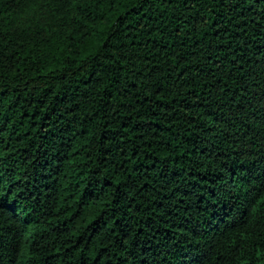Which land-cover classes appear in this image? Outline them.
<instances>
[{
    "label": "trees",
    "instance_id": "1",
    "mask_svg": "<svg viewBox=\"0 0 264 264\" xmlns=\"http://www.w3.org/2000/svg\"><path fill=\"white\" fill-rule=\"evenodd\" d=\"M0 264H264V0H0Z\"/></svg>",
    "mask_w": 264,
    "mask_h": 264
}]
</instances>
